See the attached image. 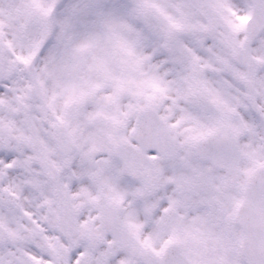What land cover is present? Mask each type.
<instances>
[{
  "label": "snow or ice",
  "instance_id": "1",
  "mask_svg": "<svg viewBox=\"0 0 264 264\" xmlns=\"http://www.w3.org/2000/svg\"><path fill=\"white\" fill-rule=\"evenodd\" d=\"M0 264H264V0H0Z\"/></svg>",
  "mask_w": 264,
  "mask_h": 264
}]
</instances>
